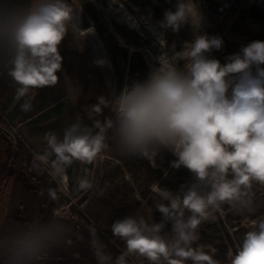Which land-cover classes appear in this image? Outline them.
Returning <instances> with one entry per match:
<instances>
[{
	"label": "clouds",
	"instance_id": "obj_1",
	"mask_svg": "<svg viewBox=\"0 0 264 264\" xmlns=\"http://www.w3.org/2000/svg\"><path fill=\"white\" fill-rule=\"evenodd\" d=\"M174 7L164 13L161 28L179 32L191 24L192 41L180 51L162 52L158 67L143 81L125 85L111 100L98 97L86 109L91 125L77 120L62 136L46 132L44 148L32 162L35 169L65 180L69 168L81 165L82 174L72 177L73 193L93 188L83 166L95 162L110 142L121 156L153 164L162 150L169 151L176 157L171 167L192 174V181L175 192L155 189L159 222L133 214L112 223L113 235L125 245L114 264H129V257L149 264H219L193 246L199 226L214 221L225 206L239 216L254 215L255 189L264 186V41L242 46L222 64L210 54L222 48L223 40L200 34L202 17L193 0H176ZM77 16L68 0H29L23 5L0 0V64L16 85L15 99H23L22 112L32 110L33 90L58 82L63 60L59 46L70 31L81 33ZM159 39L163 42V33ZM104 108L113 115L98 119ZM47 193L58 199L55 188ZM90 232L97 264H113L106 245ZM69 233L61 218L34 219L0 235V261L40 264ZM230 264H264V218L244 233Z\"/></svg>",
	"mask_w": 264,
	"mask_h": 264
},
{
	"label": "rangeland",
	"instance_id": "obj_2",
	"mask_svg": "<svg viewBox=\"0 0 264 264\" xmlns=\"http://www.w3.org/2000/svg\"><path fill=\"white\" fill-rule=\"evenodd\" d=\"M81 4L95 22L99 39L103 42L113 65L117 96L125 85L143 81L162 52L183 49L191 42L195 29L185 24L179 32L163 29L160 21L167 10L175 11L176 0H74ZM27 4L29 0H8ZM202 17L200 34L218 36L223 40L219 50L210 54L223 64L226 57L240 51L252 41H264V0H193ZM163 33V42L159 39ZM63 58L58 82L33 90L30 112H22L23 99H15L16 85L0 64V125L10 132L9 149L0 169V186L5 200V216L11 220L18 212L22 221L18 230L34 219L58 217L70 227L64 243L48 253L40 264H97L90 244L94 230L113 258L124 250V243L113 235L112 223L127 215L143 214L149 222H159L161 214L155 210L160 202L155 189L165 187L177 191L192 181V174L184 167L174 169L176 157L162 150L154 164L139 157H124L111 144L98 159L83 166L93 183L87 192L73 193L72 177L82 174L78 163L67 170L68 179L57 178L49 171L33 167V159L44 148L43 135L53 131L63 135L66 127L80 120L91 125L86 109L105 96L106 84L92 48L82 36L71 31L59 46ZM180 61L179 66L183 67ZM109 99V98H108ZM113 113L104 108L98 119ZM57 190V200L49 198L47 190ZM44 191V195L39 193ZM257 211L251 216H239L225 206L212 221L199 226L201 247L219 264H230V258L253 221L264 218V186L256 187ZM13 221V219H12ZM10 228V227H9ZM170 229V225L168 226ZM12 230V231H13ZM5 231L0 224V235ZM129 264H149L144 258L129 257ZM188 264H191L189 261Z\"/></svg>",
	"mask_w": 264,
	"mask_h": 264
},
{
	"label": "water",
	"instance_id": "obj_3",
	"mask_svg": "<svg viewBox=\"0 0 264 264\" xmlns=\"http://www.w3.org/2000/svg\"><path fill=\"white\" fill-rule=\"evenodd\" d=\"M69 3H73L77 9V24L81 33H78L92 48L94 57L97 64L103 74V79L106 84V92L108 98L111 100L115 94L116 81L113 77L111 61L107 56L105 48L103 47L102 41L96 36L94 23L91 16L84 11L74 0H68ZM86 32V33H83ZM0 130L7 136H10V132L0 125Z\"/></svg>",
	"mask_w": 264,
	"mask_h": 264
},
{
	"label": "trees",
	"instance_id": "obj_4",
	"mask_svg": "<svg viewBox=\"0 0 264 264\" xmlns=\"http://www.w3.org/2000/svg\"><path fill=\"white\" fill-rule=\"evenodd\" d=\"M8 149H9L8 139L5 136V134L2 133V131L0 130V169L6 160ZM2 192L3 191H2V188L0 186V224H2L5 231L8 232V231H12L15 226H19L20 223L22 224V221L19 217L18 212H15L16 214L13 215V218H12L13 221H12V219L9 220L5 216L6 205L4 202L5 200L2 198ZM3 234H6V232H4ZM0 264H3V262L0 261Z\"/></svg>",
	"mask_w": 264,
	"mask_h": 264
},
{
	"label": "flooded vegetation",
	"instance_id": "obj_5",
	"mask_svg": "<svg viewBox=\"0 0 264 264\" xmlns=\"http://www.w3.org/2000/svg\"><path fill=\"white\" fill-rule=\"evenodd\" d=\"M76 2V1H75ZM77 3V2H76ZM84 11H86L84 8H83V6L81 5V4H79V3H77ZM87 12V11H86ZM88 13V12H87ZM89 14V13H88ZM93 21V20H92ZM93 23H94V28H95V32H96V36L98 37V34H97V31H96V25H95V22L93 21ZM83 39V38H82ZM98 39H99V37H98ZM84 40V39H83ZM100 40V39H99ZM85 41V40H84ZM86 42V41H85ZM87 43V42H86ZM102 44H103V42H102ZM89 45V44H88ZM90 46V45H89ZM103 47L105 48V46H104V44H103ZM105 51H106V53H107V56L109 57V54H108V52H107V50H106V48H105ZM109 59H110V61H111V58L109 57ZM111 68H112V73L114 72V70H113V65H112V61H111ZM114 75V74H113ZM117 87V86H116ZM116 89V88H115Z\"/></svg>",
	"mask_w": 264,
	"mask_h": 264
}]
</instances>
